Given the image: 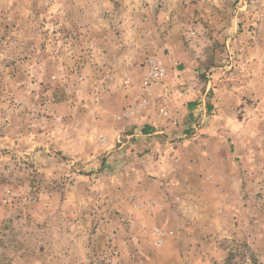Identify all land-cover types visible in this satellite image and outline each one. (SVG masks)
Instances as JSON below:
<instances>
[{
  "label": "rangeland",
  "instance_id": "1",
  "mask_svg": "<svg viewBox=\"0 0 264 264\" xmlns=\"http://www.w3.org/2000/svg\"><path fill=\"white\" fill-rule=\"evenodd\" d=\"M190 99L226 164L140 188L126 112ZM0 264H264V0H0Z\"/></svg>",
  "mask_w": 264,
  "mask_h": 264
},
{
  "label": "crops",
  "instance_id": "2",
  "mask_svg": "<svg viewBox=\"0 0 264 264\" xmlns=\"http://www.w3.org/2000/svg\"><path fill=\"white\" fill-rule=\"evenodd\" d=\"M187 102L189 103L172 102L170 111L166 109V115L160 111V119L157 120L149 119V115L144 114L145 111H139V107H132L130 110V133L124 138L127 140L125 143L129 156L138 160L140 188L149 189L154 186L171 190L178 188L187 179L184 175L190 173L189 167L209 172L212 171L210 166H213L216 160L226 164L227 154L220 149H212L211 145L216 140L211 136L198 134V123L187 119V116L189 118L198 112L194 99ZM169 113L172 119L170 121L166 118ZM134 124L139 126L134 129ZM143 126L144 129L141 130ZM193 128L194 130L189 132ZM131 131L140 132L133 134ZM126 169L130 175L132 166ZM177 198L179 199V196Z\"/></svg>",
  "mask_w": 264,
  "mask_h": 264
},
{
  "label": "built area",
  "instance_id": "3",
  "mask_svg": "<svg viewBox=\"0 0 264 264\" xmlns=\"http://www.w3.org/2000/svg\"><path fill=\"white\" fill-rule=\"evenodd\" d=\"M163 60L160 57H150L145 67V72L141 81V92L146 96H151L153 94V89L159 85L168 76L167 67L165 66ZM161 110L163 115L167 114V111ZM131 113V111L126 112Z\"/></svg>",
  "mask_w": 264,
  "mask_h": 264
}]
</instances>
